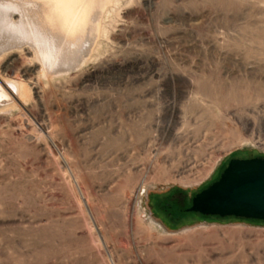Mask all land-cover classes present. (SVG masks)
Here are the masks:
<instances>
[{
    "label": "rangeland",
    "instance_id": "1",
    "mask_svg": "<svg viewBox=\"0 0 264 264\" xmlns=\"http://www.w3.org/2000/svg\"><path fill=\"white\" fill-rule=\"evenodd\" d=\"M94 6L50 70L0 27V264H264V221L169 228L154 198L264 158V0Z\"/></svg>",
    "mask_w": 264,
    "mask_h": 264
},
{
    "label": "bare ground",
    "instance_id": "2",
    "mask_svg": "<svg viewBox=\"0 0 264 264\" xmlns=\"http://www.w3.org/2000/svg\"><path fill=\"white\" fill-rule=\"evenodd\" d=\"M34 1L33 3V0H0V27L5 28L7 31L15 32L14 36H11L12 34L8 35L9 39L13 40L12 43H18L21 39L34 43L35 47L32 46V48L35 51L37 60L42 67L48 70L60 64L69 65L71 63L69 48L71 46L76 47L84 33L88 32V34H92L100 29L99 24L101 23H94L95 20L93 21V19L89 20V17L90 19L91 17L93 18L92 15L90 16V13L92 8L95 7L94 5H98V10L100 8L103 12L106 4L110 5L113 2V0H63L64 5H58L61 6L62 11L58 12V8L54 13L50 10L53 8V2L57 0ZM14 12H18L19 14V21L17 22L12 20ZM95 17L94 19H96ZM47 25L50 26L49 32H51V29H55L60 35L68 36L71 39V43L68 42L69 46L64 48L61 41L54 39L55 36L53 34L48 36L45 28ZM31 31L33 32L32 38L30 36ZM88 44L90 43L88 42ZM88 44L87 46H89ZM88 48L91 50V47ZM82 49L85 51V48ZM87 52L88 50L86 54ZM83 55H85L84 52Z\"/></svg>",
    "mask_w": 264,
    "mask_h": 264
},
{
    "label": "water",
    "instance_id": "3",
    "mask_svg": "<svg viewBox=\"0 0 264 264\" xmlns=\"http://www.w3.org/2000/svg\"><path fill=\"white\" fill-rule=\"evenodd\" d=\"M186 212L264 221V158L230 159L218 179L191 198Z\"/></svg>",
    "mask_w": 264,
    "mask_h": 264
},
{
    "label": "trees",
    "instance_id": "4",
    "mask_svg": "<svg viewBox=\"0 0 264 264\" xmlns=\"http://www.w3.org/2000/svg\"><path fill=\"white\" fill-rule=\"evenodd\" d=\"M230 159H233V158H230ZM229 159V160H230ZM228 160V161H229ZM228 161H227V163H228ZM227 163H226V165H227ZM226 165L221 169V171H220V173L223 171V169L226 167ZM220 173H219V175H220ZM219 177V176H218ZM218 177L215 179V180H217L218 179ZM214 180V181H215ZM201 191V190H200ZM171 193H175V194H177V195H180V196H182L183 197V204H182V206H183V208L182 207H180L178 204H177V202H174L173 200H169V197H170V194L168 195V194H166V195H161V196H155L154 198L155 199H157V198H159V199H161L160 201V203H158V206H159V208L160 209H165V214H166V217L168 218L167 220H166V222L168 223L167 225H168V227L169 228H172V227H174V225L175 224H177V223H180L182 220H183V217L184 216H187V220H185V221H188V220H190V221H193V220H195V219H197V218H201V219H203V217L201 216V215H198V214H194V213H188V212H186V209L187 208H189L190 207V200L191 199H187L186 200V194L184 193V192H181V191H179V190H173V191H171ZM195 195V194H194ZM193 195V196H194ZM169 196V197H168ZM192 196V197H193ZM169 201H168V200ZM165 200H167V202H165ZM163 202H165V203H163ZM162 204L164 205L163 207H162ZM168 208V209H167ZM155 209V208H154ZM159 209V210H160ZM167 209V210H166ZM173 209V211H174V213H170L169 211L170 210H172ZM156 211H157V207H156V209H155ZM188 214H191V215H188ZM175 223V224H174Z\"/></svg>",
    "mask_w": 264,
    "mask_h": 264
},
{
    "label": "flooded vegetation",
    "instance_id": "5",
    "mask_svg": "<svg viewBox=\"0 0 264 264\" xmlns=\"http://www.w3.org/2000/svg\"><path fill=\"white\" fill-rule=\"evenodd\" d=\"M180 197H181V196H180V195H178V197H177L178 199H175V198H174V200H179V198H180Z\"/></svg>",
    "mask_w": 264,
    "mask_h": 264
}]
</instances>
